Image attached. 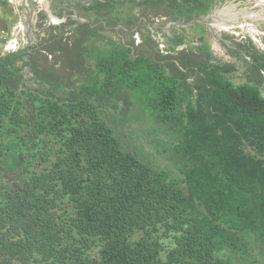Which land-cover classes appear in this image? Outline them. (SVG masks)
Wrapping results in <instances>:
<instances>
[{
  "label": "trees",
  "instance_id": "trees-1",
  "mask_svg": "<svg viewBox=\"0 0 264 264\" xmlns=\"http://www.w3.org/2000/svg\"><path fill=\"white\" fill-rule=\"evenodd\" d=\"M211 1L77 2L86 23L66 11L43 46L0 52V264H264L259 85L235 84L209 50L163 56L147 34L142 46L101 34L191 22ZM222 20L217 33L238 23ZM109 112L124 132L146 123L156 151L129 148Z\"/></svg>",
  "mask_w": 264,
  "mask_h": 264
},
{
  "label": "rangeland",
  "instance_id": "rangeland-1",
  "mask_svg": "<svg viewBox=\"0 0 264 264\" xmlns=\"http://www.w3.org/2000/svg\"><path fill=\"white\" fill-rule=\"evenodd\" d=\"M60 1H63V4H57L55 0H27V5H21L19 8L8 4H6V6H1L0 11L3 12V19L7 21V25L10 29L16 26L22 17H25L27 22L29 13L32 16L36 40L33 45H30L29 39H27L24 47L22 43H20L22 46L21 50L29 47L30 52H32L33 47L43 46L44 44L42 41L44 40L45 32L47 29L49 30L51 28L59 29L61 24L58 25L57 23L62 20L66 21L68 16L66 11H70L73 14L76 12L80 17L79 12L82 13V11L77 10L74 3L80 1L81 3L89 4L92 0ZM58 6L61 8L60 10L63 11V15L59 14L61 11ZM207 11V14L200 15L191 22H186L183 17L179 20H173V16L170 15H153L152 17L150 16V21L152 23L148 22L149 24L143 26L140 32L135 29L132 36L119 35L109 29L101 34L105 38L111 37L114 41H119L121 43H128L133 39L135 46H142L144 43L142 34H147L152 37L158 51L163 56L175 57L178 55V50H187L190 48H193V50H196V53L199 54H202V52L206 53L209 50L212 54L210 62L225 65L223 66L225 69L224 74L227 78L235 84L244 82L258 84L264 96V73L260 75L249 68L250 64H252V59L246 53V50H253L251 47H255L257 50L264 53V0H212ZM233 16L238 19V23L235 25H228L234 26L235 28L229 31L223 29L221 32L217 33V29L223 27L220 23L226 22V20L224 21L222 19L230 21ZM141 20L145 19L142 18ZM211 25H216L217 28L211 27ZM242 25H244V27L246 26V28H241ZM137 35L141 41L139 44L136 43L135 39ZM179 37L183 39V43L180 46L175 43L177 47L174 50L173 41H176ZM15 40H17V38ZM6 44V41L0 42V52L2 55L16 53L12 52L9 48H5ZM239 44H243L245 48L241 49L238 46ZM137 52L141 53L133 50L134 54ZM25 60L28 61V57H26ZM23 73L28 83L31 82V84L37 86L32 79L33 74L29 65H23ZM95 101L99 106H103L101 99H96ZM121 105H124L123 101H121ZM138 117L143 118L144 116L141 114L138 115ZM106 118L110 126L117 129L125 138L126 145L129 148H135V152L138 150L137 146L148 148L147 152L150 154L156 151L144 137L145 133L148 134L152 130L146 123L140 122L133 125L134 132L131 129L124 132V129H127L128 126L122 124L123 116H118L115 120L113 116H110L109 112ZM139 137L141 138L140 143L138 142ZM162 138L166 139L167 137L162 136Z\"/></svg>",
  "mask_w": 264,
  "mask_h": 264
},
{
  "label": "built area",
  "instance_id": "built-area-1",
  "mask_svg": "<svg viewBox=\"0 0 264 264\" xmlns=\"http://www.w3.org/2000/svg\"><path fill=\"white\" fill-rule=\"evenodd\" d=\"M2 1L7 2V4L10 6H17V8H19L21 5H27L28 3L27 0H0V3ZM62 23H65V20H62L57 24L59 25ZM16 38L17 40H15ZM27 39V22L25 17H22V19L19 20L17 25L14 26L12 30H0V42L6 41L7 44L5 48L11 49L12 52L20 51L22 46L24 47V44H26ZM135 39L137 44L141 42L138 35L135 37ZM20 43H22V46Z\"/></svg>",
  "mask_w": 264,
  "mask_h": 264
},
{
  "label": "water",
  "instance_id": "water-1",
  "mask_svg": "<svg viewBox=\"0 0 264 264\" xmlns=\"http://www.w3.org/2000/svg\"><path fill=\"white\" fill-rule=\"evenodd\" d=\"M74 18L78 20L80 23L87 22V20L80 18L76 12H74ZM27 37L29 39L30 45H33L35 43L36 36H35V30H34V23H33L32 16L30 13L28 15V20H27Z\"/></svg>",
  "mask_w": 264,
  "mask_h": 264
},
{
  "label": "crops",
  "instance_id": "crops-1",
  "mask_svg": "<svg viewBox=\"0 0 264 264\" xmlns=\"http://www.w3.org/2000/svg\"><path fill=\"white\" fill-rule=\"evenodd\" d=\"M91 1V0H90ZM93 1V0H92ZM77 2H80V1H77ZM7 2L5 1H2L0 3V9H1V6H6ZM83 5L85 3H82ZM85 5H88V4H85ZM0 30H6V31H9V30H12V28L10 29L7 25V21L3 19V12L0 11Z\"/></svg>",
  "mask_w": 264,
  "mask_h": 264
},
{
  "label": "bare ground",
  "instance_id": "bare-ground-1",
  "mask_svg": "<svg viewBox=\"0 0 264 264\" xmlns=\"http://www.w3.org/2000/svg\"><path fill=\"white\" fill-rule=\"evenodd\" d=\"M44 2V1H43ZM46 3V2H45Z\"/></svg>",
  "mask_w": 264,
  "mask_h": 264
}]
</instances>
